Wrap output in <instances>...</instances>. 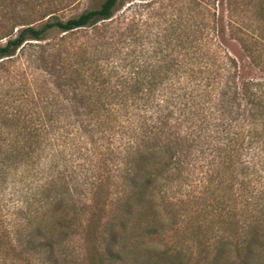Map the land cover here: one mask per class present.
I'll return each mask as SVG.
<instances>
[{"label":"trees","instance_id":"1","mask_svg":"<svg viewBox=\"0 0 264 264\" xmlns=\"http://www.w3.org/2000/svg\"><path fill=\"white\" fill-rule=\"evenodd\" d=\"M5 1L0 66L23 60L38 77L33 108L6 117L19 120L0 143V264H116L129 232L161 242L177 230L168 216L189 221L187 264L258 262L264 0H223L218 12L197 0L194 39L177 34L158 47H135L132 20L130 60L103 40L115 33L119 0L37 27ZM224 34L258 80L240 78ZM174 200L194 210L179 213Z\"/></svg>","mask_w":264,"mask_h":264},{"label":"rangeland","instance_id":"2","mask_svg":"<svg viewBox=\"0 0 264 264\" xmlns=\"http://www.w3.org/2000/svg\"><path fill=\"white\" fill-rule=\"evenodd\" d=\"M20 1L21 3H19ZM102 1L6 0L4 5L12 2L16 9L23 11L22 14L25 17L21 20L37 27L52 17L65 20L80 14L84 10L97 8ZM222 1L210 0L211 11L214 8L218 12L219 2ZM139 3L144 2L142 0H119L111 26L112 31H115V33L111 39H108L111 37L109 34L103 39L105 48H107L105 50L108 53L115 50L114 56L121 59L127 54V60H130V21L132 20L135 23V26L133 25V35L135 34V38L136 36L138 38L136 43L134 42L137 49L162 46L166 43L168 37H172L173 40L177 34L188 33L186 35L194 39L191 31L194 24L201 17L197 0H156L153 4L148 5ZM130 4L133 5L130 7ZM215 16L217 17V13H215ZM221 26L225 29V20L221 22ZM60 35H53V38L57 39ZM171 42L174 43V40ZM222 42L223 49L235 59L241 79L252 78L258 80L261 77V73L251 66L237 41L228 38L227 34H224ZM108 43H113L112 47ZM37 77L38 73L34 66L28 67L23 60L0 66V143L1 139L4 138L7 127L12 122L15 123V121L21 119L24 112L28 111L29 113L33 108L35 79ZM6 117L19 119H15L10 123ZM174 204L176 205L175 210H178L179 213L185 212V210H194V205L191 206L190 203L182 204L178 200H174ZM182 220V218L171 220L169 216L168 219L164 220L169 225L178 223V228L175 231L165 232L161 242L154 236L149 239L147 235L138 232L130 234L129 232L119 247V260L116 264H187L194 257L185 250L188 245L193 244V241H190L189 236L183 233V227L186 224L188 225L189 221L184 222ZM182 225L183 227H181ZM170 229L173 228L170 227ZM165 250L168 255L161 257L162 252ZM74 259L77 258L74 257ZM69 264L75 263L71 262ZM253 264H264V249L260 260Z\"/></svg>","mask_w":264,"mask_h":264}]
</instances>
